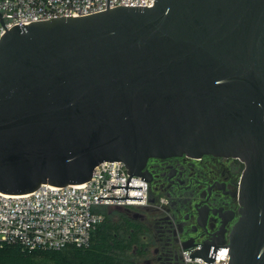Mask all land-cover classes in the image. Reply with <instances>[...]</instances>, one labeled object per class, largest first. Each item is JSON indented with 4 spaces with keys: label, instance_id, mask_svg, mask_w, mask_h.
<instances>
[{
    "label": "water",
    "instance_id": "obj_1",
    "mask_svg": "<svg viewBox=\"0 0 264 264\" xmlns=\"http://www.w3.org/2000/svg\"><path fill=\"white\" fill-rule=\"evenodd\" d=\"M19 24L0 39V192L89 182L104 162L130 178L150 159L236 158L229 245L190 255L264 264V0H155ZM121 210V209H120ZM192 245L188 246L189 248Z\"/></svg>",
    "mask_w": 264,
    "mask_h": 264
},
{
    "label": "built area",
    "instance_id": "obj_2",
    "mask_svg": "<svg viewBox=\"0 0 264 264\" xmlns=\"http://www.w3.org/2000/svg\"><path fill=\"white\" fill-rule=\"evenodd\" d=\"M155 0H110L109 9L119 6L153 7ZM108 0H0V13L8 31L19 24L50 20L56 17H81L107 10ZM0 21V39L6 33ZM144 173V172H142ZM130 178L121 161L98 165L91 180L81 185L56 187L42 185L38 190L24 195L0 192V248L18 246L26 251L63 250L69 247L87 248L93 233L105 219L104 209H121L138 212L155 208L164 200H155L149 181L133 175L128 197L142 200L98 199L99 197H124ZM229 245V238L219 247ZM204 246L194 245L184 252L186 264H229L230 247L218 248L217 259L206 262L190 258Z\"/></svg>",
    "mask_w": 264,
    "mask_h": 264
},
{
    "label": "flooded vegetation",
    "instance_id": "obj_3",
    "mask_svg": "<svg viewBox=\"0 0 264 264\" xmlns=\"http://www.w3.org/2000/svg\"><path fill=\"white\" fill-rule=\"evenodd\" d=\"M244 168L239 159L211 155L150 159L144 176L155 200L164 202L123 210L127 221L115 235V263L186 264L188 246L205 248L229 238L239 217Z\"/></svg>",
    "mask_w": 264,
    "mask_h": 264
},
{
    "label": "trees",
    "instance_id": "obj_4",
    "mask_svg": "<svg viewBox=\"0 0 264 264\" xmlns=\"http://www.w3.org/2000/svg\"><path fill=\"white\" fill-rule=\"evenodd\" d=\"M103 212L105 219L93 233L89 247L30 252L18 246H4L0 248V264H116L113 258L117 243L115 235L121 231L120 222L127 221V217L121 214L114 220L110 218V209Z\"/></svg>",
    "mask_w": 264,
    "mask_h": 264
},
{
    "label": "rangeland",
    "instance_id": "obj_5",
    "mask_svg": "<svg viewBox=\"0 0 264 264\" xmlns=\"http://www.w3.org/2000/svg\"><path fill=\"white\" fill-rule=\"evenodd\" d=\"M111 210V217L114 220H118L121 217V214H124L123 210L120 209H110Z\"/></svg>",
    "mask_w": 264,
    "mask_h": 264
}]
</instances>
